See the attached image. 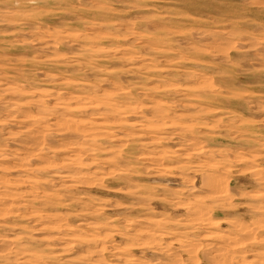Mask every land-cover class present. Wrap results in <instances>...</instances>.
Listing matches in <instances>:
<instances>
[{"label":"rangeland","instance_id":"374dc122","mask_svg":"<svg viewBox=\"0 0 264 264\" xmlns=\"http://www.w3.org/2000/svg\"><path fill=\"white\" fill-rule=\"evenodd\" d=\"M263 182L264 0H0V264H264Z\"/></svg>","mask_w":264,"mask_h":264},{"label":"bare ground","instance_id":"6f19581e","mask_svg":"<svg viewBox=\"0 0 264 264\" xmlns=\"http://www.w3.org/2000/svg\"><path fill=\"white\" fill-rule=\"evenodd\" d=\"M108 123H109V122H108ZM35 151H36V150H35ZM33 152H34V151H33ZM33 154H34V153H33ZM253 172H255V171H253ZM256 173H257V171H256ZM256 175H257V174H256ZM261 178H262V177H261ZM261 178H260V179H261ZM261 180H262V179H261ZM263 183H264V182H263ZM263 183H262V184H263ZM195 210H196V209H195ZM195 212H196V211H195ZM192 213H193V212H192ZM198 213H199V212H198ZM194 214H196V213H194ZM201 215H202V214H201ZM201 215H200V216H201ZM200 221H201V220H200ZM196 223H197V222H196ZM227 223H228V222H227ZM233 225H234V224H233ZM246 233H247V232H246ZM227 237H228V236H227ZM228 238H229V237H228ZM229 241H230V240H229ZM229 245H230V243H229ZM235 248H236V247H235ZM236 251H237V250H236ZM217 257H218V256H217ZM225 257H226V256H225ZM216 259H217V258H216ZM194 261H195V260H194ZM222 261H223V260H222ZM222 261H221V262H222ZM227 261H228V260H227ZM227 263H228V262H227Z\"/></svg>","mask_w":264,"mask_h":264}]
</instances>
